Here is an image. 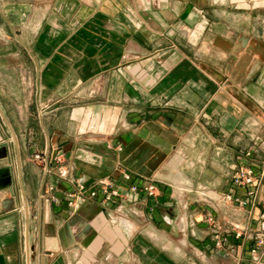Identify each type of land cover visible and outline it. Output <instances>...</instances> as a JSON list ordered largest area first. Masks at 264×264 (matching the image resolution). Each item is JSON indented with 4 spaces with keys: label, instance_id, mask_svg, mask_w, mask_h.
<instances>
[{
    "label": "crops",
    "instance_id": "obj_1",
    "mask_svg": "<svg viewBox=\"0 0 264 264\" xmlns=\"http://www.w3.org/2000/svg\"><path fill=\"white\" fill-rule=\"evenodd\" d=\"M262 211L264 0H0V264H247Z\"/></svg>",
    "mask_w": 264,
    "mask_h": 264
},
{
    "label": "built area",
    "instance_id": "obj_2",
    "mask_svg": "<svg viewBox=\"0 0 264 264\" xmlns=\"http://www.w3.org/2000/svg\"><path fill=\"white\" fill-rule=\"evenodd\" d=\"M45 104L40 105V109H45ZM40 110L41 113L45 112ZM34 158L40 161L47 169L48 166V154L46 152H36ZM56 162H62V156L58 155L55 158ZM59 174L65 176L67 174L63 167L59 168ZM123 178L127 181L132 180V176L129 172L122 173ZM263 178H255L254 169L247 167L238 172L230 185L229 191L219 195L223 200L232 201L240 206H246L250 203H256L260 193V185ZM101 188H95L90 186L87 182L80 180L76 183V188L69 193V204L71 206H78L82 202L96 198L100 193L102 194L103 201H111L118 199L121 196L120 190L117 188L115 180L113 178L100 182ZM131 190L137 192L144 190L150 195H154L156 186L152 183H146L143 186L132 182ZM201 190L205 191V187H201ZM206 199H211L207 194ZM209 220H213L212 217ZM245 234L244 229L236 232L237 237H241ZM254 244L250 249V260L247 264H264V211L259 215L258 228L253 234Z\"/></svg>",
    "mask_w": 264,
    "mask_h": 264
},
{
    "label": "rangeland",
    "instance_id": "obj_3",
    "mask_svg": "<svg viewBox=\"0 0 264 264\" xmlns=\"http://www.w3.org/2000/svg\"><path fill=\"white\" fill-rule=\"evenodd\" d=\"M45 105H46L47 107H46L45 109H43V110H44L45 112L50 111V110H51V106L49 107L50 104L46 103ZM39 110H42V109H40V107H39ZM43 110H42V111H43Z\"/></svg>",
    "mask_w": 264,
    "mask_h": 264
}]
</instances>
